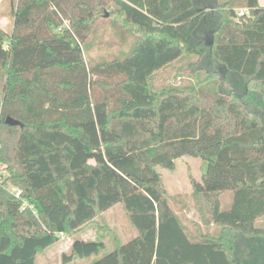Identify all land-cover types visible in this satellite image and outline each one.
Wrapping results in <instances>:
<instances>
[{"label":"trees","instance_id":"16d2710c","mask_svg":"<svg viewBox=\"0 0 264 264\" xmlns=\"http://www.w3.org/2000/svg\"><path fill=\"white\" fill-rule=\"evenodd\" d=\"M235 1L9 0L7 38L0 28V264H36L66 237L61 263L99 254L104 242L79 233L117 204L135 234L88 264H163L150 237L172 221L196 250L264 264V6ZM242 7L249 16L236 15ZM100 18L134 37L125 56L86 59ZM185 57H194L185 68L195 82L176 86ZM184 155L206 161L191 185L216 233L201 238L180 222L157 171ZM185 249L172 242L170 264H202Z\"/></svg>","mask_w":264,"mask_h":264},{"label":"rangeland","instance_id":"374dc122","mask_svg":"<svg viewBox=\"0 0 264 264\" xmlns=\"http://www.w3.org/2000/svg\"><path fill=\"white\" fill-rule=\"evenodd\" d=\"M235 2H237V0ZM103 15H105V12ZM104 18L106 17L104 16ZM104 18H100L93 24L88 37V51L85 56L86 59L89 57L95 62L123 57L132 49L133 45L134 37L131 33L125 32L122 28L118 27V25H115L111 19L105 20ZM0 26L7 33L5 35L7 38L12 26L9 0H1ZM202 37L207 38L204 34ZM191 58L194 57H185L175 63V69H177V71L180 69V71H178V73L172 72L174 78L171 79V82L174 85L183 86L195 82V79L186 72L187 70L185 68ZM203 75L204 74L200 76L202 77ZM2 82L3 76L0 70V104ZM220 84L228 88V85L224 81L220 82ZM205 169L206 161L202 160L200 157L191 155H184L176 159L175 166L171 170L157 167V171L161 174L162 185L166 191L170 206L178 216L180 222L189 230L188 232L197 237L200 236L199 238L202 237V234H206L207 229L209 232L216 233V229L212 225L206 226L202 223L204 221L201 210V200L195 196L192 191L191 181L200 180ZM134 234L135 231L132 225L122 211L120 204H117L108 211L97 216L93 223L79 233V236L84 239L97 238L104 242V247L100 250L99 254L84 260L66 264H88L113 250L117 243L128 241ZM150 241L158 247L160 260L163 264H170L168 252L172 242L180 243L186 248L185 250L191 257L199 259L202 264H226L222 258L213 255L205 247L197 250L190 247L173 221L167 227L156 228L152 231ZM70 242L71 237H66L52 244L46 248L42 254L37 256L36 264H63L61 263L60 255L61 252H67L69 250ZM240 256L242 259H249L248 251H245Z\"/></svg>","mask_w":264,"mask_h":264},{"label":"built area","instance_id":"2783aa9c","mask_svg":"<svg viewBox=\"0 0 264 264\" xmlns=\"http://www.w3.org/2000/svg\"><path fill=\"white\" fill-rule=\"evenodd\" d=\"M236 15L237 16H249L250 15V9L248 7H242L236 10ZM1 176V175H0ZM10 191L16 196L19 197L20 194V190L18 188L15 187H11ZM26 203L24 202V205ZM29 208L32 209L33 212H35V209L33 208L32 205H29ZM62 236V235H61Z\"/></svg>","mask_w":264,"mask_h":264},{"label":"water","instance_id":"95a60500","mask_svg":"<svg viewBox=\"0 0 264 264\" xmlns=\"http://www.w3.org/2000/svg\"><path fill=\"white\" fill-rule=\"evenodd\" d=\"M105 16H107V13H105ZM5 122H6L7 124H10V125L20 124V121H19V120L14 119V118H12V117H10V116H7V117L5 118Z\"/></svg>","mask_w":264,"mask_h":264},{"label":"crops","instance_id":"0c3cea01","mask_svg":"<svg viewBox=\"0 0 264 264\" xmlns=\"http://www.w3.org/2000/svg\"><path fill=\"white\" fill-rule=\"evenodd\" d=\"M1 1V0H0ZM258 1V4L261 5V6H264V0H257ZM1 28V26H0Z\"/></svg>","mask_w":264,"mask_h":264}]
</instances>
